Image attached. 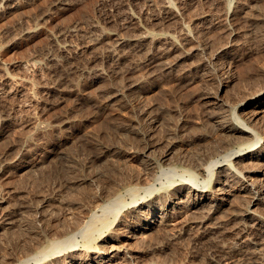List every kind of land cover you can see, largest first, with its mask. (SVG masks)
Masks as SVG:
<instances>
[{
	"label": "rangeland",
	"instance_id": "rangeland-1",
	"mask_svg": "<svg viewBox=\"0 0 264 264\" xmlns=\"http://www.w3.org/2000/svg\"><path fill=\"white\" fill-rule=\"evenodd\" d=\"M17 1L0 6V116L9 120L0 127V264H20L39 240L56 235L62 239L77 234L83 248L78 233L89 223L100 225L104 206L117 197L129 202V189L144 187L146 178L152 182L146 162L160 163L155 174L161 177L156 182L160 188L166 183L163 170L175 168L182 174L193 159L208 155L210 161H224L241 146L227 142L215 120L228 110L244 119L257 110L254 106L242 113L236 104L264 89V0H169L174 18L158 0H64L59 5L56 0ZM130 14L142 22L159 21L155 33L162 37L172 32L176 51H153L150 59L144 48L115 45L117 37L131 34L126 29ZM110 32L117 37H99ZM67 44L72 46L68 61L60 53ZM3 74L13 80L8 92ZM139 82L141 88L131 90ZM207 93L210 99H205ZM259 107L263 111L247 122L264 135V105ZM239 199L221 218L219 233L201 237L188 212L144 235L146 242L135 234L140 238L134 236L129 245L141 243L148 254L160 258L159 264H264V249L245 248L227 231L237 222L233 212L248 200ZM260 212L264 215V206ZM102 234L95 233V239ZM148 254L143 260L149 261Z\"/></svg>",
	"mask_w": 264,
	"mask_h": 264
},
{
	"label": "bare ground",
	"instance_id": "bare-ground-1",
	"mask_svg": "<svg viewBox=\"0 0 264 264\" xmlns=\"http://www.w3.org/2000/svg\"><path fill=\"white\" fill-rule=\"evenodd\" d=\"M16 1L17 0H0V6H4V5L7 6V7H10L12 5L14 6V4H16ZM27 1L33 2L35 0H27ZM27 1H25V2H27ZM158 1L160 2V5L162 6V10L165 12V14L169 15V18H171V17L174 18L175 17L174 13H173L174 9L171 6V2L169 0H158ZM63 2H64V0H56L53 3H55V4L56 3L57 4L58 3L59 4H64ZM151 2H153V0ZM224 4H226V3H224ZM234 5H236V3ZM224 6H226V5H224ZM233 10H234V8H233ZM126 12H127V10H126ZM127 15L128 14H126V17H127ZM149 20H148V22H146L145 20H144L145 22H142L135 15L130 14L129 15V24L126 27V29L129 32H131V34L129 36L125 37L124 39H121V38L117 37L116 33L110 32V33H102V35H100L99 37L100 38H102V37H104V38L108 37L109 38L110 36H114V39H115V36H116L117 38L115 39V43H116L115 45H117L119 47H123L124 48L126 46H130V45L134 44L136 47L138 46V48H144L145 50H148L147 53H148V57L150 59L153 57L155 51H159L161 55H165L166 53H169V52L174 51V50L176 51V48L179 45H178V42L175 39L174 35L172 34V32L170 31L171 33L168 32L167 34L163 35L162 37L157 35L155 33V31L162 24H159L160 22L157 21V20H153V21H149ZM204 27H206V25ZM109 30H112V29L110 28ZM114 31H116V29ZM128 31H126V32H128ZM102 32H104V31H102ZM126 35H128V34L126 33ZM181 39H182V37H181ZM97 40H98V38L96 39V41ZM92 46H93V44H92ZM71 47H72L71 44H67V45H65L64 47L61 48V52L60 53L63 55V59H66L67 61L71 57V56L68 55V51L71 49ZM110 50H111V48H110ZM115 50H117V49H115ZM70 52L71 51H69V54H70ZM169 54H172V52L169 53ZM32 62L30 61V62H27L26 64H32ZM150 64H151V62H150ZM170 64H172V63H170ZM170 70L171 69H169V71ZM96 73H97V71H96ZM97 74H99V72ZM3 75H4L3 76L4 78L2 77L4 79L3 80L4 81V84H3L4 87L3 88L8 92L9 90L12 89L11 83L13 82V80L11 82V80L9 79V77L7 75H5V74H3ZM29 79H31V78H29ZM24 84H26V83H24ZM30 85H31V83H30ZM55 88H57V86ZM130 88H131V90L132 89H140L141 88L140 87V82L136 83V84H133V85L131 84ZM59 90H61V88ZM53 91L56 92L57 89H56V91L55 90H53ZM61 92H60V94H61ZM132 93H134V92H132ZM111 94H112V92H111ZM111 94H109V95H111ZM107 99H109V97ZM119 99H121V98H119ZM205 99H210V94L207 93L206 96H205ZM118 101L119 100H117V102ZM211 102H212V100H211ZM207 105H209V104H207ZM236 105L238 106L237 108H239L242 111V113L247 111L248 108H253L254 106H257V107H254V109H257V110L253 109L254 112L251 111L252 113L250 112L251 114H249L250 118H247V119H244V117H242L241 115L238 116V115H234L233 113H232V115L231 114H227L228 111H229L227 108L226 109L228 111H225L226 112V114H225L226 116L222 115L221 117H216L217 120H215V121L218 124V126L220 127V129L222 130V132L226 134L227 142L231 140V142H233V144H240L241 145L239 147V149L235 150L233 153L230 154V159H226L224 161L214 162V161H210V158L207 157L208 155L205 154L206 158H202V157L198 156L199 158L193 159V164L190 162L189 163L190 165L188 164L189 166L187 165L188 167H186L185 169L182 170V174H179L178 171H177L178 169H175V168H170V169H167V170H163L162 171V176L165 177L166 183H164L160 188H156V182H158L157 180H160L161 177H158V179H157V177L155 175L156 172L158 171L157 169L159 168L160 163H156V162H152V161H150V163L146 162L147 164L144 165V167H146V169L148 170L149 174L152 175L151 178H154V179H152V182L151 183L146 182L147 178L145 177L146 179L143 182H145V184L146 183L147 184L144 187H141V188L138 187V188L129 189L128 191H129V193L131 195V200L129 202L122 201L120 199V197H117L114 200L111 199L113 201L103 207V210H104L103 215H102L103 219H101L100 225H94V224L89 223L85 228H82L80 230V232L78 233V234H81L83 236V238H84L83 248L78 247L79 245H78V243L76 242V239H75L77 234L71 235L69 237H65V238H62V239L59 238V236L57 237V235H56L54 238L52 237L51 239L47 238L44 241L42 239H41L42 241L39 240L40 243L38 242L37 249L33 250V252H31L29 254H26L25 258H21L23 260L20 262V264H159V262H160L159 259L160 258L157 259L158 256H157V258L155 256H153V254H155V253H153V254L151 253L152 255L148 254L149 253L148 250L143 249V248L140 247L141 243L139 244L138 247L135 246V248H134V246L131 247V245H129V242L134 238L135 234L141 235V240H142V237L144 235H146L145 237H147V235H149V234L151 235L152 234L151 232L157 231L155 229L164 226L166 224V222L169 221V219L177 218L180 215H182L184 213H188V212H189L188 216H191L190 217V219L192 220L191 222H193V224L196 227V228L195 227L194 228L197 229V232H198V234L201 237H205V236H208V235L215 234L220 229L223 228L222 227L223 222H221V218H223L224 214L226 215V213H228L229 211L232 212V210H233L232 208L234 207L235 200L239 201L240 200L239 198L243 199L245 197L248 198V200H246L247 201L246 204L242 205V202L240 204L242 206L237 204L238 206H240V208H238L237 205H236L237 209L235 211H237V212H233L234 213V215H233L234 216V220L237 219V222L234 223L235 225L232 228V230H227V229L226 230L227 231H231L230 233L235 237V239L238 240V242H240V244H242L243 247H245V248H255L256 250H257V248H260L261 250L264 249V215L260 212V209L264 206V168H263L264 167V142H263L264 141V135H258L256 133V131L252 127H250L251 125L250 124H249L250 126L248 125L249 120L250 121L254 120V118L256 117V115L258 113V110L261 109V107H259V106L264 105V89L255 91V93L250 94L245 100L240 101ZM223 111H224V109H223ZM7 116L6 115H4L3 117L0 116V127L1 126L3 127V125H5L9 121L7 119ZM211 117H213V116H211ZM9 125H11V124H9ZM222 132H221V134H222ZM231 142H230V144H232ZM217 145H219V144H217ZM227 147H229V144H228ZM216 149H217V147H216ZM223 149H225V147ZM221 152L222 151H220L219 153H221ZM114 154H112V155H114ZM117 154H118V152H117ZM119 154H120V151H119ZM217 154L218 153H216V155ZM120 155H122V154H120ZM203 157H204V155H203ZM118 158H117V161H118ZM175 158H176V156H175ZM191 158H193V157H191ZM208 158H209V160H208ZM186 159L189 160L188 158H186ZM66 164H67V162H66ZM116 164H118V163H116ZM182 164H184V162ZM184 165H186V163ZM40 168H42V167H40ZM121 172H123V171H121ZM127 172H129V171H127ZM130 173H132V172H130ZM178 176H179L180 179L179 180L175 179V178H178ZM148 177H150V175ZM199 177H203V178L205 177L206 178L205 182H203V183L200 182L199 181ZM135 179H136V175H135ZM141 179H142V177H141ZM148 179H147V181H150V179L149 180ZM70 180H72V179H70ZM120 180H123V178L122 179L120 178L119 181ZM139 181H137V183ZM209 182H210L211 185L210 184L206 185ZM114 188H116V187H114ZM105 191H106V188H105ZM112 195H114V194H112ZM91 196H90V198H91ZM106 196H108V195H105V200H107L106 198H108V197L110 198L111 194L108 197H106ZM95 197H96V195H95ZM100 197H101V195H100ZM103 199H104V197H103ZM237 201H236V203H238ZM81 206H82V204H81ZM96 209H98V208H96ZM97 211L99 212V210H97ZM124 211H128V213L124 214L123 213ZM80 212H81V210H80ZM121 213H123L125 216L122 215L123 216V217H121L122 219H119L118 216ZM111 214H115L116 215L117 218L115 219V221H110L111 218L110 219L108 218V216H110ZM228 216H229V214H228ZM229 217H228V219H229ZM41 219H43V218H41ZM80 220H81V217H80ZM77 221H75L76 225L78 223H80V222L77 223ZM43 222H44V220H43ZM116 226H117V228L114 229ZM230 227H232V226H230ZM126 228L129 229L131 234H126L125 233V229ZM119 229H122V230H119ZM195 229H192L191 231L188 230V231L192 233V231L195 230ZM69 230L67 229V231H69ZM48 231H50V230H48ZM133 231H134V233L132 234ZM188 231L186 230V232H188ZM55 232H57V231H55ZM95 233H103V234L101 236L97 237V239H95V237H94ZM53 234L55 235V233H53ZM192 234H194V233H192ZM59 235H60V233H59ZM139 235H137V237L140 238ZM197 235H195V236H197ZM77 236H79V235H77ZM152 236H154V235H152ZM212 237L213 236H211V238ZM135 238H136V236H135ZM139 238H136V239H139ZM78 239H80V238H78ZM154 240H155V238H154ZM136 241L138 242L139 240H136ZM142 241L146 242L145 240H142ZM204 241H206V240H204ZM228 241H230V240H228ZM139 242H141V241H139ZM224 242H226V241H224ZM33 243H35V242H33ZM153 243H154V241H153ZM217 243H219V242H217ZM232 243H230V246H228V247L231 248V246L233 245ZM145 244H147V243H145ZM148 244H149V242H148ZM150 246H149V250L151 248ZM153 246H155V245L153 244ZM144 248H146V245H145ZM223 251H225V250H223ZM226 251H228V250H226ZM246 251H248V250H246ZM257 251H255V252H257ZM250 252H246V253H250ZM258 252H260V251H258ZM227 253H225V254H227ZM252 253H254V252H252ZM262 253H260V254H262ZM143 254H145V256H147V254H148L149 261L143 260V258H142ZM261 256L262 255H260V257ZM21 257H23V255ZM222 257H224V256H222ZM19 259H20V257H19ZM145 259H146V257H145ZM254 259L257 260L259 258L255 257ZM147 260H148V257H147ZM237 262L239 263V261H237ZM11 264H13V263L11 262Z\"/></svg>",
	"mask_w": 264,
	"mask_h": 264
}]
</instances>
